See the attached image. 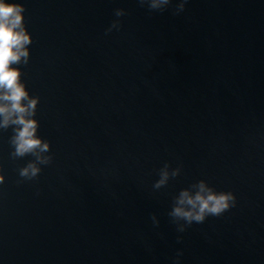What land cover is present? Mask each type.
Returning a JSON list of instances; mask_svg holds the SVG:
<instances>
[{
	"label": "water",
	"instance_id": "water-1",
	"mask_svg": "<svg viewBox=\"0 0 264 264\" xmlns=\"http://www.w3.org/2000/svg\"><path fill=\"white\" fill-rule=\"evenodd\" d=\"M8 2L53 160L22 178L0 130V264H264V0ZM200 180L234 207L175 220Z\"/></svg>",
	"mask_w": 264,
	"mask_h": 264
},
{
	"label": "clouds",
	"instance_id": "clouds-1",
	"mask_svg": "<svg viewBox=\"0 0 264 264\" xmlns=\"http://www.w3.org/2000/svg\"><path fill=\"white\" fill-rule=\"evenodd\" d=\"M146 3L150 10L163 11L171 0H140ZM187 0H183L177 14L185 8ZM25 7L22 3L0 0V130L12 129L10 143L13 147V158L25 156L35 157L25 167L19 170L22 178L32 180L39 176L41 168L38 165H48L52 156H43L50 151V144L38 137L39 121L35 119L40 102L39 97L30 95L22 81V71L14 65L27 64L30 54L26 46L33 42L32 35L25 26ZM117 17L123 16L122 10L115 12ZM115 26V25H114ZM169 164L160 169V179L153 185L159 189L169 180L167 171ZM3 166L0 165V172ZM180 168L172 173L179 175ZM5 176L0 175V184ZM199 191L190 195L189 191H181L176 200V206L170 215L177 221L183 220L187 225L203 223L208 216H221L235 205V197L231 192H216L205 180L196 185ZM180 231H184L183 228Z\"/></svg>",
	"mask_w": 264,
	"mask_h": 264
}]
</instances>
